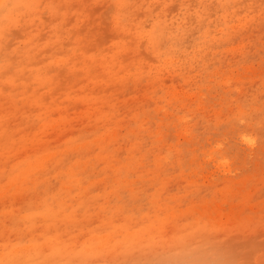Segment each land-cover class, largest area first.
Returning <instances> with one entry per match:
<instances>
[{"label": "rangeland", "instance_id": "1", "mask_svg": "<svg viewBox=\"0 0 264 264\" xmlns=\"http://www.w3.org/2000/svg\"><path fill=\"white\" fill-rule=\"evenodd\" d=\"M0 264H264V0H0Z\"/></svg>", "mask_w": 264, "mask_h": 264}]
</instances>
